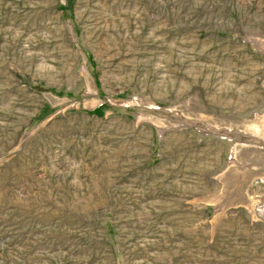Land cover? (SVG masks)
I'll use <instances>...</instances> for the list:
<instances>
[{
  "label": "rangeland",
  "instance_id": "374dc122",
  "mask_svg": "<svg viewBox=\"0 0 264 264\" xmlns=\"http://www.w3.org/2000/svg\"><path fill=\"white\" fill-rule=\"evenodd\" d=\"M0 264H264V0H0Z\"/></svg>",
  "mask_w": 264,
  "mask_h": 264
}]
</instances>
